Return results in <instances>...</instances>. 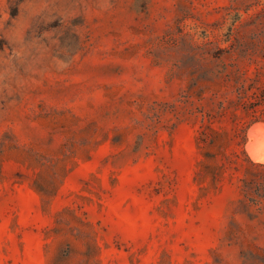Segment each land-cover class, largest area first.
Instances as JSON below:
<instances>
[{
	"label": "rangeland",
	"instance_id": "rangeland-1",
	"mask_svg": "<svg viewBox=\"0 0 264 264\" xmlns=\"http://www.w3.org/2000/svg\"><path fill=\"white\" fill-rule=\"evenodd\" d=\"M241 87L264 0H0V264H264Z\"/></svg>",
	"mask_w": 264,
	"mask_h": 264
},
{
	"label": "trees",
	"instance_id": "trees-1",
	"mask_svg": "<svg viewBox=\"0 0 264 264\" xmlns=\"http://www.w3.org/2000/svg\"><path fill=\"white\" fill-rule=\"evenodd\" d=\"M236 96L237 103L243 107L244 111H251L252 116L245 124L234 127L232 133L229 134L236 159H227L231 163L234 176L241 181L240 188L249 195V200L255 204H264V162L253 161L245 150L246 130L252 122L264 121V109L259 108L262 103L260 97L256 95V99L251 100L252 95L245 87L239 88ZM220 106L221 113L224 115L226 111L223 101L220 102ZM211 130L203 129L200 132L198 138L204 144L214 143L216 136L226 135L225 131H216L215 134Z\"/></svg>",
	"mask_w": 264,
	"mask_h": 264
},
{
	"label": "bare ground",
	"instance_id": "bare-ground-1",
	"mask_svg": "<svg viewBox=\"0 0 264 264\" xmlns=\"http://www.w3.org/2000/svg\"><path fill=\"white\" fill-rule=\"evenodd\" d=\"M248 137L250 140L246 142V148L251 151L254 159L264 161V152L258 151V149L264 146V122L257 121L248 128ZM260 141V143H258Z\"/></svg>",
	"mask_w": 264,
	"mask_h": 264
}]
</instances>
